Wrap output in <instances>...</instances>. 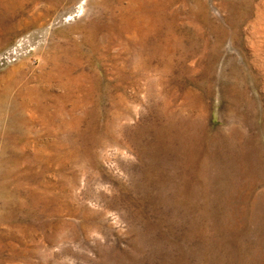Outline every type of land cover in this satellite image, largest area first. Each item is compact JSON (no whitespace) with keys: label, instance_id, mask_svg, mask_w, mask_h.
<instances>
[{"label":"rangeland","instance_id":"rangeland-1","mask_svg":"<svg viewBox=\"0 0 264 264\" xmlns=\"http://www.w3.org/2000/svg\"><path fill=\"white\" fill-rule=\"evenodd\" d=\"M0 264H264V0H0Z\"/></svg>","mask_w":264,"mask_h":264}]
</instances>
